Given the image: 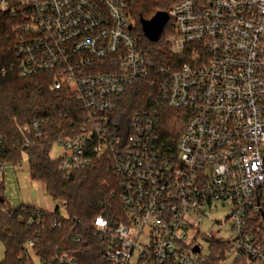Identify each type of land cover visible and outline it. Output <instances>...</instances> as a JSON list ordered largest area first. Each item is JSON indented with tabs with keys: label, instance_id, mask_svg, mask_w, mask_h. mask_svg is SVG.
Instances as JSON below:
<instances>
[{
	"label": "built area",
	"instance_id": "2783aa9c",
	"mask_svg": "<svg viewBox=\"0 0 264 264\" xmlns=\"http://www.w3.org/2000/svg\"><path fill=\"white\" fill-rule=\"evenodd\" d=\"M127 1L0 0V16L19 24L11 50L19 74L48 76L51 91L79 105L72 131L58 142L61 173L69 179L105 163L117 178L118 203L87 225L72 221L101 243L110 264H203L198 240H219L200 225L222 206L230 215L217 223L229 224L239 258L264 264V0L175 5L168 41L185 61L174 69L141 50ZM147 80L152 106L123 114L122 99ZM163 106L189 116L170 152L160 143ZM8 125L25 150L44 137L37 122ZM35 211L29 224L51 214ZM52 220L55 229L73 223L62 212ZM73 230L65 238L80 243ZM55 253L45 260L30 254L25 264H78L74 254Z\"/></svg>",
	"mask_w": 264,
	"mask_h": 264
},
{
	"label": "trees",
	"instance_id": "16d2710c",
	"mask_svg": "<svg viewBox=\"0 0 264 264\" xmlns=\"http://www.w3.org/2000/svg\"><path fill=\"white\" fill-rule=\"evenodd\" d=\"M182 0H128L127 15L133 25V33L139 38V47L149 60L158 67L177 68L184 59L173 55L168 39L173 35V23L165 26L157 41H150L143 31V21H150L159 12H169ZM18 21L11 15L0 16V168L20 166L26 154L33 181L41 182L47 194L64 205L70 221L89 224L101 214L107 204L118 203V182L109 165H98L79 171L69 179L60 171L59 159L51 160V150L56 143L72 131L68 123L80 116L78 103L69 94L51 91L48 76L22 77L16 66L17 60L11 52L15 45L14 29ZM154 87L147 81L138 82L121 101L123 114L131 115L148 109L154 103L151 95ZM17 118L21 125L37 122L41 124L44 137L33 139L25 150V139L9 129V123ZM160 143L167 151H174L189 120L185 111L161 107ZM117 193V194H116ZM36 207L22 205L12 210L5 196V183L0 181V245L4 247L5 259L0 264H25L30 254L42 260L51 259L61 248L76 255L78 264H110L103 257L101 243L92 233L78 223H69L65 229L53 227V217L61 214L57 209L46 215L43 222L29 224ZM40 210V209H39ZM46 211V210H41ZM49 212V211H46ZM74 228L82 240L75 243L65 237ZM66 239V240H65ZM30 241L34 247L28 251ZM212 255L203 264H221L229 251L220 242H211ZM235 264H251L239 259Z\"/></svg>",
	"mask_w": 264,
	"mask_h": 264
},
{
	"label": "rangeland",
	"instance_id": "374dc122",
	"mask_svg": "<svg viewBox=\"0 0 264 264\" xmlns=\"http://www.w3.org/2000/svg\"><path fill=\"white\" fill-rule=\"evenodd\" d=\"M64 153L63 147L59 143H56L51 150V160L55 161L60 159ZM4 173L0 169V181H4L5 183V196L12 210L28 204L40 210L54 212L59 209L62 213H65L64 205L59 201L53 200L47 194L44 184L31 179L29 162L27 159L22 163L21 167H6ZM229 215V210L220 206L214 213L210 214L208 218H205L200 225L202 234H214L216 240H219L218 242L229 248L226 259L221 264H235L240 259L236 250V239L233 232L230 231L229 224H224L221 229L217 223L225 222ZM198 244L202 247L203 258H208L212 255L210 243L199 239ZM4 252V247L1 244L0 261L5 259Z\"/></svg>",
	"mask_w": 264,
	"mask_h": 264
},
{
	"label": "water",
	"instance_id": "95a60500",
	"mask_svg": "<svg viewBox=\"0 0 264 264\" xmlns=\"http://www.w3.org/2000/svg\"><path fill=\"white\" fill-rule=\"evenodd\" d=\"M169 21L170 17L168 16V12H159L150 21H143V31L150 41H157L164 33L165 26ZM195 251L199 252V249Z\"/></svg>",
	"mask_w": 264,
	"mask_h": 264
},
{
	"label": "crops",
	"instance_id": "0c3cea01",
	"mask_svg": "<svg viewBox=\"0 0 264 264\" xmlns=\"http://www.w3.org/2000/svg\"><path fill=\"white\" fill-rule=\"evenodd\" d=\"M22 165H20V167H21ZM4 173V172H3ZM5 174V173H4ZM29 202V201H28ZM29 204H30V202H29ZM26 205H28V204H26ZM2 260V259H1ZM1 262V261H0Z\"/></svg>",
	"mask_w": 264,
	"mask_h": 264
}]
</instances>
